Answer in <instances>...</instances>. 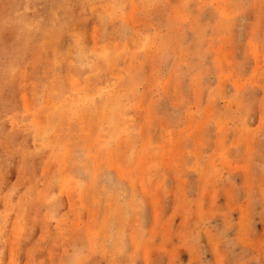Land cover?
Returning a JSON list of instances; mask_svg holds the SVG:
<instances>
[{
  "label": "rangeland",
  "instance_id": "374dc122",
  "mask_svg": "<svg viewBox=\"0 0 264 264\" xmlns=\"http://www.w3.org/2000/svg\"><path fill=\"white\" fill-rule=\"evenodd\" d=\"M0 264H264V0H0Z\"/></svg>",
  "mask_w": 264,
  "mask_h": 264
}]
</instances>
